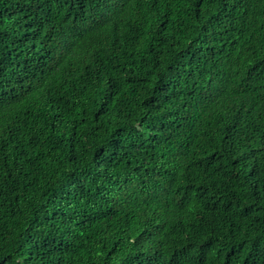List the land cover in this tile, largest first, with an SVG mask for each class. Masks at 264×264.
<instances>
[{
  "label": "trees",
  "instance_id": "16d2710c",
  "mask_svg": "<svg viewBox=\"0 0 264 264\" xmlns=\"http://www.w3.org/2000/svg\"><path fill=\"white\" fill-rule=\"evenodd\" d=\"M0 264H264V0H0Z\"/></svg>",
  "mask_w": 264,
  "mask_h": 264
}]
</instances>
